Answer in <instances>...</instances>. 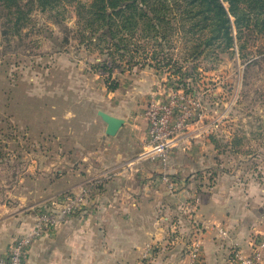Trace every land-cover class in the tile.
I'll return each instance as SVG.
<instances>
[{"label":"crops","instance_id":"0c3cea01","mask_svg":"<svg viewBox=\"0 0 264 264\" xmlns=\"http://www.w3.org/2000/svg\"><path fill=\"white\" fill-rule=\"evenodd\" d=\"M55 66L54 71L59 69L57 63L51 65V78ZM67 69V78L93 80L98 87L72 90V95H59L56 88L50 97L58 103L51 115L59 112L60 99H72L80 105L78 111L65 109L63 115L68 116V123L85 116L92 138L83 144L72 142V150L82 147L86 151L81 160L69 155L50 161L35 157L16 173L12 184L5 185L0 178V257L18 236L32 229L38 209L63 194L81 192L90 182L96 187L83 207L35 242L26 264H183L184 242L192 226L186 207L195 197L202 198L193 217L202 225L203 264H234L235 252H249L251 240L264 232V172L243 178L208 172L215 160L213 145L197 139L176 149L170 172L182 184L171 193L160 181L159 162L140 159L148 129L143 120L145 104L157 76L145 80L135 73L136 83L142 78L140 86L119 92L108 90L102 74L92 75L88 65L71 61ZM36 75L20 78L18 86L26 89L19 92L12 110L25 131L40 129L35 113L43 95ZM100 111L126 121L115 137L106 135ZM6 194L14 196L15 202H7ZM173 236L179 240L170 244ZM148 248L152 252L146 257Z\"/></svg>","mask_w":264,"mask_h":264},{"label":"rangeland","instance_id":"374dc122","mask_svg":"<svg viewBox=\"0 0 264 264\" xmlns=\"http://www.w3.org/2000/svg\"><path fill=\"white\" fill-rule=\"evenodd\" d=\"M28 1L22 0L21 3L24 5ZM91 3L92 0L63 2L57 8L45 11L37 6H27L26 11L31 9L27 25L20 31L7 25L0 12V178L4 179L5 185L12 184L16 173L29 166L35 157L50 161L69 155L78 161L86 154L82 147L72 150V142L83 144L84 140L92 138L86 117L81 115L70 120L71 124L67 122L68 116L63 115L65 109L78 111L80 105L65 97L59 100V112L52 116V106L58 102L50 95L56 88L59 95H72V90L80 92L98 87L93 80L66 77L71 61L88 65L92 75L98 73L92 67L103 57L99 47L101 44L109 47L108 44L113 43L100 42L91 34V16L79 17V6L85 4L89 7ZM169 18L171 27L163 34L153 33L146 38L125 34L132 38L127 42L130 43L127 46L130 52L126 51L124 61L119 62L125 71L114 75L120 83L118 91L140 86V79L148 80L154 75L157 83L152 86V93L172 87L198 98L203 113L202 119L192 128V134L197 137L191 138V142L197 139L212 142L214 137L215 160L208 172L217 171L240 178L248 173L264 172V37L255 30H247L238 42V33L234 32V48H200L196 50L198 55H194L197 39L209 33H187L188 25L184 28L178 11H173ZM240 45H244V50ZM56 63L59 69L54 71L57 66L53 67L51 78L50 68ZM135 73L143 75L138 84L133 76ZM35 74L40 77L39 92L43 95L35 113L40 129L32 131L28 127L25 131L24 124L18 123L12 110L19 102V92L26 89L18 86L20 78L29 79ZM8 90L13 92L9 94ZM7 95H11L12 100ZM142 103L140 100V105ZM51 117H55L53 121ZM143 120L148 127L144 116ZM19 127L23 130H18ZM85 187L87 185L82 189ZM6 196L7 202H15L14 196Z\"/></svg>","mask_w":264,"mask_h":264},{"label":"trees","instance_id":"16d2710c","mask_svg":"<svg viewBox=\"0 0 264 264\" xmlns=\"http://www.w3.org/2000/svg\"><path fill=\"white\" fill-rule=\"evenodd\" d=\"M21 1L0 0V12L4 14L5 22L19 31L27 25L31 10L26 11L27 6H37L45 11L53 10L63 2L77 0H29L24 5ZM173 11L180 13L184 28L188 25L187 33H209L197 39L193 47L195 51L222 46L234 48V32L238 33V42H241L247 30H255L264 37V0H92L89 7L85 4L79 6L78 15L93 18L91 34L98 41L113 42L108 44L109 47L101 44L99 48L103 57L92 67L102 74L108 90L119 89L120 83L117 78L114 79V75L118 71H125L119 62L124 61L126 51L130 52L127 47L130 43L127 42L135 35L146 38L153 33L163 34L171 27L169 17ZM116 27L118 30L114 31ZM127 32L132 37L127 38ZM240 47L244 50V45ZM194 55H198V51ZM213 138L212 143H216Z\"/></svg>","mask_w":264,"mask_h":264},{"label":"built area","instance_id":"2783aa9c","mask_svg":"<svg viewBox=\"0 0 264 264\" xmlns=\"http://www.w3.org/2000/svg\"><path fill=\"white\" fill-rule=\"evenodd\" d=\"M203 107L201 101L185 93H180L172 87H164L150 94L144 111L148 129L145 140L146 148L140 159L150 158L158 161L160 166V181L165 183L173 193L182 184L171 177V161L176 149L185 142H190L194 125L202 119ZM181 141V143H180ZM96 183L90 182L81 192L66 193L47 205L38 209L34 225L30 231L18 236L11 245L9 252L0 257V264H26V257L35 242L49 232L63 225L77 213L86 203V199L95 189ZM201 198L195 197L187 205L191 218L189 239L184 242L186 249L183 264H203L202 225L193 217L195 208ZM223 236L227 234L220 231ZM179 237L173 236L169 243L173 244ZM152 252L146 251V257ZM234 264H264V232L255 236L250 243V251H237L233 255Z\"/></svg>","mask_w":264,"mask_h":264},{"label":"water","instance_id":"95a60500","mask_svg":"<svg viewBox=\"0 0 264 264\" xmlns=\"http://www.w3.org/2000/svg\"><path fill=\"white\" fill-rule=\"evenodd\" d=\"M99 116L107 125L106 135L109 137H115L126 124L124 119L114 117L103 111L99 112Z\"/></svg>","mask_w":264,"mask_h":264}]
</instances>
